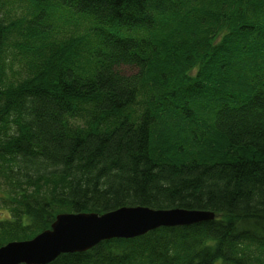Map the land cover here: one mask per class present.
<instances>
[{
	"label": "trees",
	"instance_id": "16d2710c",
	"mask_svg": "<svg viewBox=\"0 0 264 264\" xmlns=\"http://www.w3.org/2000/svg\"><path fill=\"white\" fill-rule=\"evenodd\" d=\"M0 208V248L62 214L215 216L52 264H264V0H0Z\"/></svg>",
	"mask_w": 264,
	"mask_h": 264
},
{
	"label": "water",
	"instance_id": "95a60500",
	"mask_svg": "<svg viewBox=\"0 0 264 264\" xmlns=\"http://www.w3.org/2000/svg\"><path fill=\"white\" fill-rule=\"evenodd\" d=\"M214 214L184 210L124 208L103 216L62 214L49 231L0 248V264H52L63 255L84 254L111 240H132L161 228L210 222Z\"/></svg>",
	"mask_w": 264,
	"mask_h": 264
},
{
	"label": "rangeland",
	"instance_id": "374dc122",
	"mask_svg": "<svg viewBox=\"0 0 264 264\" xmlns=\"http://www.w3.org/2000/svg\"><path fill=\"white\" fill-rule=\"evenodd\" d=\"M2 214H4L5 217L7 216V212L0 208V215H1L0 218H2Z\"/></svg>",
	"mask_w": 264,
	"mask_h": 264
}]
</instances>
